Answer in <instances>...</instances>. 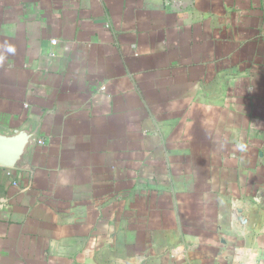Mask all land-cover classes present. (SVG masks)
Returning <instances> with one entry per match:
<instances>
[{
	"label": "crops",
	"instance_id": "1",
	"mask_svg": "<svg viewBox=\"0 0 264 264\" xmlns=\"http://www.w3.org/2000/svg\"><path fill=\"white\" fill-rule=\"evenodd\" d=\"M27 125L0 264H264V0H0Z\"/></svg>",
	"mask_w": 264,
	"mask_h": 264
},
{
	"label": "water",
	"instance_id": "2",
	"mask_svg": "<svg viewBox=\"0 0 264 264\" xmlns=\"http://www.w3.org/2000/svg\"><path fill=\"white\" fill-rule=\"evenodd\" d=\"M37 130L33 126H21L11 130L0 128V166L13 169H28L29 159L37 144ZM237 221L247 223L243 208L238 207Z\"/></svg>",
	"mask_w": 264,
	"mask_h": 264
},
{
	"label": "built area",
	"instance_id": "3",
	"mask_svg": "<svg viewBox=\"0 0 264 264\" xmlns=\"http://www.w3.org/2000/svg\"><path fill=\"white\" fill-rule=\"evenodd\" d=\"M54 43H56V41H54ZM39 142L42 143V141H39ZM178 255H179V254H175V256H177V257H178Z\"/></svg>",
	"mask_w": 264,
	"mask_h": 264
}]
</instances>
